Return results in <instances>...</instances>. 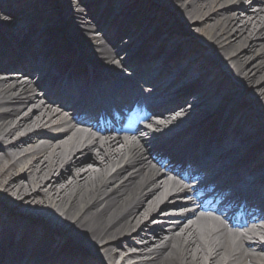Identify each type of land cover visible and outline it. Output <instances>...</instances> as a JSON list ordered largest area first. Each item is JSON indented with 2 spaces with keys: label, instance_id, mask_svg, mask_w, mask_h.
<instances>
[{
  "label": "bare ground",
  "instance_id": "1",
  "mask_svg": "<svg viewBox=\"0 0 264 264\" xmlns=\"http://www.w3.org/2000/svg\"><path fill=\"white\" fill-rule=\"evenodd\" d=\"M66 1L18 0L19 9L25 10L18 19L26 24L28 12L38 11L33 28L58 19L51 33L67 43L65 52H84L99 65L109 68L108 60L113 57V51L104 42L92 45L89 41L97 24L94 16L99 12L96 7L86 0H77V3ZM161 2L162 5H155L164 11L165 4L167 11L172 7L168 15H173L177 22L174 24L170 21L167 26L164 23L161 30L168 28L176 32V29L184 31L187 28L190 32L187 39L190 42L179 44L176 38L170 36L168 42L163 43V48L179 46L178 51H182V54L175 52L177 59L173 62L179 66L180 60L185 57L188 65L179 77L197 81L198 87L203 86L196 94V103H193L202 104L207 111L201 110L197 114L187 105L183 106L178 112L185 113L187 118L184 120L190 119L191 114L194 119L201 117L212 108L216 112L215 106L221 103V97L218 99L215 94L230 90L234 91L231 99H238L242 94L250 95L252 104H258L264 115V0H251L247 5L245 0ZM114 4L109 8L112 9ZM51 5L54 6V13L45 15ZM120 5L130 8L128 1L119 0ZM251 6H255L253 11ZM0 8L7 14L12 12V8L3 0H0ZM161 14L162 21H166L165 15ZM10 19H2L0 34H11L16 43L24 41L30 44L41 57L48 42H40L41 37L37 32L32 34L30 31L29 36L24 28L14 25ZM61 26L74 38L71 42L62 33ZM138 38H142V35ZM198 38L204 43L197 42ZM26 39L28 42H25ZM146 47L143 48L146 50ZM4 50L5 54H9ZM209 51L213 53L206 54ZM19 55H12L18 61L15 63L18 67L29 72L36 70L35 63L27 61V56L20 55L19 58ZM52 55L51 51L47 57ZM76 58L78 56L70 60ZM2 59L0 57V262L13 259L17 264H98L96 259L78 251L85 249L75 245L79 243L91 250L98 249L107 260L114 262L112 264H116L118 259L120 264H248L246 260L257 262L264 259V243L256 244L248 239L254 237L262 242L264 212L258 219H249L243 227H236L232 231L222 224L217 233H211L207 227L200 229L196 226V222L209 218L199 211H188L183 216L176 213L175 210L183 204L177 198L167 199L164 193L172 170L167 168V164L183 163L184 160L176 156L172 158V150H167L168 142L164 135L144 136L136 133L139 134L138 140L127 141L120 133L114 137H107L109 132L99 134L93 126L82 144V128L70 117L77 107H71L73 111L59 108L79 102L62 95L70 90L56 93L44 91L46 102L53 94L62 96V104L53 108L36 91L43 87L42 80L20 81L14 78V73H8L6 66L1 64ZM155 59L156 55L152 60ZM168 69L171 75L176 70L172 66ZM215 76L216 80L213 81ZM179 77L171 80L164 91L177 86ZM84 88L81 84L73 93L81 92ZM157 93L154 90L148 94L155 96ZM203 93L206 95L202 97ZM87 104L86 109H91V104ZM250 104L245 102L237 108L236 111H241L237 130L241 129L242 138L245 137L248 143H258L256 135L261 133V137L264 136V125L256 122L251 112L255 110L253 106L249 107ZM158 108L152 107L153 110ZM65 110L71 113L67 115ZM226 110L225 105L224 112ZM231 117L234 115L231 114ZM174 122L182 124L184 121L177 118ZM28 129H31L30 132L23 134ZM177 137L176 134L174 139ZM68 145L73 149L67 154L65 150ZM155 151L168 158V163L162 165L156 161L153 157ZM197 160H190L192 170L203 168L205 175L212 171L210 166L203 167ZM4 161L7 163L4 164ZM257 163V167H262L264 159ZM222 183L231 186L230 182ZM173 185L171 192L177 196L178 191L173 189ZM5 202L9 204L5 205ZM253 204L264 208L262 200L253 201ZM174 214L177 216L173 217ZM160 215L164 218L158 219ZM37 220L44 222L50 231L47 232ZM260 221L263 225L258 223ZM207 223L203 222L204 225ZM254 225L257 228H253ZM236 236L239 241L234 250L232 240ZM243 240L246 247L239 243ZM84 252L90 253L88 250ZM135 257L136 260L131 261Z\"/></svg>",
  "mask_w": 264,
  "mask_h": 264
},
{
  "label": "rangeland",
  "instance_id": "2",
  "mask_svg": "<svg viewBox=\"0 0 264 264\" xmlns=\"http://www.w3.org/2000/svg\"><path fill=\"white\" fill-rule=\"evenodd\" d=\"M68 1H69V0H68ZM245 2H247V4H249L250 0H245ZM250 9L253 11V10H254V7L251 6ZM239 13H240V14H243V15L245 14L244 12H238V14H239ZM239 23L241 24V22H239ZM121 25L124 26L123 23H121ZM93 32H94V31H93ZM93 32H92V34H93L95 37L92 39V43H100V42H101V41H100V38H99V37H100V35H99L100 33H99V32H97V33H93ZM188 32H189V31H188ZM125 36L127 37L128 35L125 34ZM130 48L134 49V48H136V45H131ZM115 49H116V48H115ZM117 57H118V56H117ZM117 57H116V58H117ZM116 58H115L114 62L117 61ZM6 163H7V161H4V164H6ZM24 164H25V163H24ZM46 213H47V212H46ZM50 215H51V213L49 214V216H50ZM135 259H136V258H135ZM119 260H120V259H118L117 262H119Z\"/></svg>",
  "mask_w": 264,
  "mask_h": 264
}]
</instances>
